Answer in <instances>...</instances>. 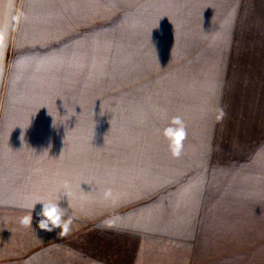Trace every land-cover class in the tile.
Segmentation results:
<instances>
[{
  "label": "crops",
  "instance_id": "1",
  "mask_svg": "<svg viewBox=\"0 0 264 264\" xmlns=\"http://www.w3.org/2000/svg\"><path fill=\"white\" fill-rule=\"evenodd\" d=\"M249 4L239 23L208 25L200 47L225 59L211 70L246 75L242 90L264 118V0ZM104 8L105 0H0V264H264V248L246 233L201 230L211 222L200 216L154 217L146 197L134 200L136 188L123 198L104 174L89 185L87 121L72 118L69 97L86 94L81 75L103 71L94 33ZM76 105L74 113L85 111ZM38 199H60L67 233L38 228L39 202L30 225L19 224L28 214L21 205Z\"/></svg>",
  "mask_w": 264,
  "mask_h": 264
},
{
  "label": "rangeland",
  "instance_id": "2",
  "mask_svg": "<svg viewBox=\"0 0 264 264\" xmlns=\"http://www.w3.org/2000/svg\"><path fill=\"white\" fill-rule=\"evenodd\" d=\"M249 2L120 0L112 9L115 1L105 0L103 30L94 33L103 71L81 75L86 94L68 97L72 118L87 121L89 185L104 174L123 198L136 188L134 200L146 197L154 217L200 216L211 222L201 230L246 233L264 248V154L256 151L264 118L242 90L246 75L211 70L225 59L200 47L208 25L239 23ZM77 103L85 111L74 113ZM174 116L187 133L179 156L163 134Z\"/></svg>",
  "mask_w": 264,
  "mask_h": 264
},
{
  "label": "clouds",
  "instance_id": "3",
  "mask_svg": "<svg viewBox=\"0 0 264 264\" xmlns=\"http://www.w3.org/2000/svg\"><path fill=\"white\" fill-rule=\"evenodd\" d=\"M57 124L61 125L60 122L51 123L53 126ZM163 134L169 141V149L172 154L174 156H179L183 148L182 142L187 134L183 119L180 116L172 117L171 123L163 129ZM110 194V189L105 191V196ZM59 200L60 199H38L36 201H29L22 204V207L28 209V214L19 218V224L21 226L30 225V210L36 202H39V211L35 213L38 228L51 231L52 229L59 227L64 233H67L70 230L71 219L66 218V211L58 203ZM34 231L36 232V230Z\"/></svg>",
  "mask_w": 264,
  "mask_h": 264
}]
</instances>
